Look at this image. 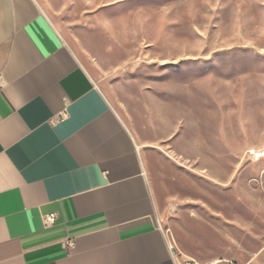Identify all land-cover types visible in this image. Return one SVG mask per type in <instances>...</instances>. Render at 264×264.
<instances>
[{
    "label": "rangeland",
    "instance_id": "rangeland-1",
    "mask_svg": "<svg viewBox=\"0 0 264 264\" xmlns=\"http://www.w3.org/2000/svg\"><path fill=\"white\" fill-rule=\"evenodd\" d=\"M136 136L185 263L264 244V0H38Z\"/></svg>",
    "mask_w": 264,
    "mask_h": 264
},
{
    "label": "crops",
    "instance_id": "crops-1",
    "mask_svg": "<svg viewBox=\"0 0 264 264\" xmlns=\"http://www.w3.org/2000/svg\"><path fill=\"white\" fill-rule=\"evenodd\" d=\"M172 246L99 82L38 0H0V264H194Z\"/></svg>",
    "mask_w": 264,
    "mask_h": 264
},
{
    "label": "built area",
    "instance_id": "built-area-1",
    "mask_svg": "<svg viewBox=\"0 0 264 264\" xmlns=\"http://www.w3.org/2000/svg\"><path fill=\"white\" fill-rule=\"evenodd\" d=\"M57 219V214L54 212V213H50V214H47L45 216V222L47 225H50V224H53ZM174 247V246H172Z\"/></svg>",
    "mask_w": 264,
    "mask_h": 264
}]
</instances>
